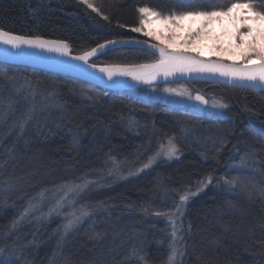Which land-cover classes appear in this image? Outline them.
I'll use <instances>...</instances> for the list:
<instances>
[{
	"label": "trees",
	"instance_id": "1",
	"mask_svg": "<svg viewBox=\"0 0 264 264\" xmlns=\"http://www.w3.org/2000/svg\"><path fill=\"white\" fill-rule=\"evenodd\" d=\"M232 2L91 0L97 12L82 0H0V28L65 40L73 53L82 54L113 39L151 40L132 31L139 26L140 7L171 15L226 9ZM157 59L148 50L122 47L93 63ZM20 83L32 84L39 94L31 99V88L21 91ZM183 84L219 97L228 115L203 116L142 100L135 91H104L72 77L0 64V249L16 237L13 226L43 193L92 181L114 164L144 162L147 153L171 139L181 154L177 161L106 185L100 181L99 189L86 191L81 201L95 213L66 243L58 239L55 222L28 229L36 237L39 262L101 264L96 254L81 261L80 250L98 248L110 235L115 262L138 264L141 255L144 264H165L169 227L151 217L175 212L188 194L183 264H264V90ZM30 142L27 157L23 145ZM236 164L244 169H234ZM22 170H30L28 180L15 179Z\"/></svg>",
	"mask_w": 264,
	"mask_h": 264
},
{
	"label": "rangeland",
	"instance_id": "2",
	"mask_svg": "<svg viewBox=\"0 0 264 264\" xmlns=\"http://www.w3.org/2000/svg\"><path fill=\"white\" fill-rule=\"evenodd\" d=\"M232 15L235 19H231L227 15H219L211 18L210 22L204 17H187L177 21L176 24L171 22L164 24L160 20H154L151 25L145 28V30L153 31L155 33L154 36H145L144 32L135 33L169 48L242 63L244 62V53L252 55L249 48L250 44L257 51L264 52V21L248 18L250 14L240 9L235 10ZM249 28L252 30L251 34L248 32ZM241 40L243 44H241ZM159 59L160 57L158 56L157 60ZM250 61L260 60L254 58ZM19 86L21 91L31 88V94L28 95L31 99H35L36 95L39 94L32 84L29 86L25 83H20ZM166 89L173 91H166ZM182 92L186 94L180 95L179 93ZM132 94L145 101L161 102L171 108L187 110L203 116L223 117L228 115V106L226 108L213 107L216 102L226 104L223 100L208 91L195 89L189 84L152 86L138 92L135 91ZM197 95L203 96L208 103L200 104V101L195 99ZM26 136H31V131ZM169 141L177 149L176 154L171 157L167 154ZM23 146L28 148L27 157L31 156V142ZM147 155V160L144 162L142 160L145 158L133 164H114L109 167L108 171H105L106 174H98L92 181L84 180L85 182L62 185L53 191L43 193L37 202L33 203L32 201L13 226V232L16 233V237L13 238L14 235H11L9 238L13 239L4 248L0 249V264H41L39 262L40 254L35 252L36 243L34 241L36 237L31 235V231H28V229L33 226H49L55 222L58 239L66 243L69 240V234L87 223L95 213L92 209L94 206L84 204L81 201L86 191L93 188L99 189L100 181L103 182V185H106L110 181L127 179L148 171L160 163H171L181 157L177 145L171 139H167L154 152H149ZM27 157L21 155L22 159ZM232 167L239 170L244 169L241 164H236ZM5 170L3 169V171ZM16 173L19 172L17 171ZM29 173L30 170H22L19 175H16L15 179L25 180ZM30 189L31 183L24 193ZM189 201L190 197L186 201H182L179 206V213L176 210L173 213L158 214L151 217L153 221L163 222L169 227L167 243L169 258L165 264L184 263V246L187 232V224L184 217L185 206ZM108 225L109 223H106L105 227ZM173 233H175V236ZM114 240L115 237L109 235V239L103 238L101 240V245L98 248L84 247L80 250L81 261L96 254L101 264H121L113 259L114 254L111 250V245ZM174 249L175 252L173 251ZM143 261L141 255H139L137 258L138 264H144Z\"/></svg>",
	"mask_w": 264,
	"mask_h": 264
},
{
	"label": "snow or ice",
	"instance_id": "3",
	"mask_svg": "<svg viewBox=\"0 0 264 264\" xmlns=\"http://www.w3.org/2000/svg\"><path fill=\"white\" fill-rule=\"evenodd\" d=\"M82 3L87 5V7L92 8L94 11H99L92 3L91 0H82ZM237 9L243 10L246 13L251 14L248 18L256 19L259 21H264V3L257 5V0H235L226 9L219 10H193V11H183L179 14L173 12L171 15H162L159 11L149 8L147 6L140 7L137 9L140 14L139 26L132 28L134 32H144L145 36H154L153 31L145 30L146 26L151 25L154 20H160L164 24L171 22L176 24L177 21L183 20L187 17H204L208 22L211 18L219 15H227L231 19H235L232 15ZM107 19V17H105ZM251 28L248 29L249 34H251ZM243 35V34H241ZM0 41L6 44H11L13 47L19 48L20 45H29L39 48H46L49 51H57L62 53L69 52V45L63 40H44L39 37L35 39L13 35L11 32L4 31L0 28ZM115 43L114 41H108L107 44H101L98 47L104 49L107 45ZM241 44L243 41L241 40ZM153 47L159 49L160 59L153 64L144 65H133V66H105L101 67L100 71L106 73L109 80H112L114 76H127L131 77L132 80L141 82H153L160 77L174 76L178 73H219L222 76L230 77L232 79L248 80L252 81L254 84L264 87V52L257 51L253 45H249L252 55L244 53V62L242 64H228L222 60L217 61H206L201 60L197 56L184 52L169 51L167 47L160 44L153 45ZM98 49L93 48L89 52H85L83 55L77 56L75 59L80 61H87L89 57L96 55ZM258 58L261 62L258 65H249V61ZM91 67H97L96 64H92ZM166 91H173L171 89H166ZM180 95H185L186 93H179ZM196 100L201 101L203 104H207L208 101L200 95L195 97ZM215 108H226L227 105L223 103L216 102L213 104ZM260 134L264 135V129L260 130ZM176 147L169 141V148L167 154L169 157L176 154ZM210 182V181H209ZM231 184L232 181H227ZM188 194L181 196V201H186ZM180 209L177 208L179 213ZM174 223V222H173ZM175 236V233H173ZM175 252V249L173 250Z\"/></svg>",
	"mask_w": 264,
	"mask_h": 264
},
{
	"label": "water",
	"instance_id": "4",
	"mask_svg": "<svg viewBox=\"0 0 264 264\" xmlns=\"http://www.w3.org/2000/svg\"><path fill=\"white\" fill-rule=\"evenodd\" d=\"M12 34L25 36L32 39L39 37V36H26L16 33H12ZM39 38L50 41L61 40V39L47 38V37H39ZM109 41H114L115 43L107 45V47L104 49H100L98 47L101 44L97 45L95 47L98 49L96 55L89 57L86 62L75 59L77 56L83 55L84 53L82 54L73 53L72 47L67 41L66 42L69 45V52L67 53L49 51L46 48H39L29 45H20V47L17 48V47H13L11 44H6L3 41H0V64L26 67L30 69H38V70L51 72L54 74L72 77L86 84L100 88L104 91H113V92L136 91L139 89L152 87V86L183 84V83H192L197 81H204L212 84H222L230 87L264 90V87L258 86L254 84L252 81L232 79L230 77L222 76L219 73H209V72H203V73L193 72V73H183V74L178 73L174 76H169L166 78L160 77L156 81L150 83L135 81L132 80L131 77H127V76H114L112 80H109L106 73L101 72L100 68L105 66H113L112 64L110 65L96 64L97 67L95 68L91 67L92 64H95L93 63L95 59H97L100 55L108 51L122 47L141 48L153 52L159 56V49L153 47V45L159 44L155 41H151L143 38H119ZM107 42L108 41L102 44H107ZM167 48L169 49V51L192 54L194 56H197L201 60H206V61L222 60L228 64H242L225 59L206 57L189 51H183L169 47ZM155 62L156 61L146 62L141 64H133V65L138 66L144 64H153ZM260 62L261 61H250L249 65H258ZM133 65H119V66H133ZM200 104H202L201 101Z\"/></svg>",
	"mask_w": 264,
	"mask_h": 264
}]
</instances>
